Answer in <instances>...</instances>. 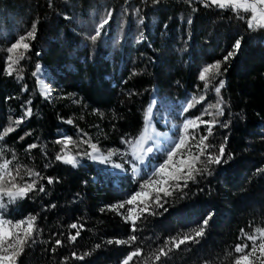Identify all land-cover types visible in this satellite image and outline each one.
<instances>
[{"label": "trees", "instance_id": "obj_1", "mask_svg": "<svg viewBox=\"0 0 264 264\" xmlns=\"http://www.w3.org/2000/svg\"><path fill=\"white\" fill-rule=\"evenodd\" d=\"M108 13L109 23L93 43L90 37ZM33 25L35 39L26 41L31 50H18L25 58L9 76L7 49ZM238 39L239 51L224 62ZM216 62L226 71L222 77H210L205 90L200 72ZM37 65L51 88L48 99L33 75ZM18 74L23 78L17 79ZM220 79L224 114L208 143L218 146L226 139L225 152L232 158L209 165L211 175H197L186 187L183 181L179 188L170 182L172 195L159 193V205L152 192L147 203L155 214H140L143 205L138 204L135 233L107 206L139 190L144 177L117 174L83 155L75 168L55 159L62 147L56 141L65 137L90 139L105 154L110 149L130 151L123 141L142 132L144 113L154 96L159 106L176 109L192 96H205L202 104L177 115L183 122L216 103L214 87ZM29 107L31 117L13 125L15 131L4 137L6 158L14 151L13 164L24 166L22 175L30 168L54 182L39 181L37 188L42 184L43 192L30 191L8 206L6 218L15 222L32 215L39 229L35 243L25 245L17 264H122L136 248L142 251L129 264H144L166 242L165 250L171 249L167 256L148 264H233L239 255L234 247L251 244L242 231L254 235L255 229L264 228V29L250 30L232 10L205 8L189 0H0V130ZM204 131L202 124L190 129V135ZM32 144L37 147L29 150ZM86 150L91 151L87 144L68 146L72 154ZM186 157L187 149H182L174 158L176 165ZM128 207L132 206L119 211L126 213ZM209 216L198 243L175 247L171 238L178 241ZM72 223L77 229L70 228ZM77 231L79 236L70 242ZM131 235L138 237L131 245L108 243ZM73 252L83 259L74 258Z\"/></svg>", "mask_w": 264, "mask_h": 264}, {"label": "snow or ice", "instance_id": "obj_2", "mask_svg": "<svg viewBox=\"0 0 264 264\" xmlns=\"http://www.w3.org/2000/svg\"><path fill=\"white\" fill-rule=\"evenodd\" d=\"M190 3L195 2L202 5L205 8L215 6L218 10H232L238 18L245 19L247 26L250 30L264 29V0H189ZM241 13H250V16L242 15ZM111 18V13H108L103 17L96 30L95 35H92L90 39L94 43L97 38L101 36L102 30L105 29V25L109 23ZM190 22V21H189ZM36 28L33 25L32 30L28 31L26 34L18 37L17 41L12 43L7 49L9 55L6 57V68L5 73L9 76L13 75L17 69L14 67L18 65L24 55H17L18 50L23 49L25 52L31 50L30 43L26 41L29 39H35ZM241 47V41L238 39L234 46L233 51H230L227 56L224 57V62H227L232 58L236 52L239 51ZM42 69L40 65L36 66L34 76H38ZM226 69L222 70V63L216 62L212 65L204 67L199 75V80L204 83L205 90L208 89L210 83V77L213 79L222 77ZM23 77L19 74L17 79H22ZM39 82L43 84V80L40 79ZM224 87V81L219 80V83L215 85L214 91L218 97L216 103L208 105L204 108L201 116L196 117H185L183 123L179 126L181 132L174 141L171 147L166 151L165 159L162 163L158 164L149 178L144 179L139 183V190L131 194L128 198L123 201L117 202L115 205L107 206L109 211L117 212L118 215H122L126 223L131 226V232L135 233L137 231V220L140 219V214L143 212H148L150 215L155 214L149 211L148 201L151 199L152 192L156 193L155 202L159 205L160 196L159 193L163 192L165 196L172 195V191L169 188L172 186L170 182L175 181V188L180 187V181L184 182V186H187L189 180L195 181L197 175H204L207 173L211 175V170L209 165H221L228 163L232 158L231 154H226L225 145L226 139L220 145L208 143L209 137L212 136V129L217 126L218 118L224 114L225 102L220 96L221 89ZM41 95L48 99L51 97V89L44 85L41 89ZM206 97L203 95L192 96L189 101L182 106V113H187L189 110L194 108L197 104H202ZM31 104V101L27 102ZM155 100H153L144 113V128L138 137L133 139H125L123 143L130 146V151L121 152L118 149H110L105 154L99 147L98 144L93 143L90 139H81L80 141H74L71 137H65L62 140H57L56 143L60 144L61 150L55 156L57 161L63 164L70 165L75 168L79 166L80 160L79 156H87L92 160H99L100 163H112V157L119 155L122 159L126 156H131L132 160H124L123 163H112V167L120 169L121 171H126L124 168L125 163L132 164L131 171L135 178L139 179L140 169L136 166L134 161L139 163H144L146 159V153H151L153 151L152 145H148L149 140H153V137L148 134L149 128L152 127L153 119V105ZM32 109L26 108L24 113L20 118L12 121L3 130H0V264H17L18 257L24 252L25 245L35 243V237L39 234V229L36 226V217L28 216L18 221H13L12 219L6 218V212L8 206L15 204L18 200L24 199L30 191L43 192L45 189L41 184L37 188L39 181L47 179L49 184L54 182L51 177H44L40 172L34 169L26 168L24 169V175L21 174V169L24 168L23 165L13 164L17 160L16 154L13 151L11 153V158H6V153L8 149L3 145L4 137L9 133L15 131V126L23 123L25 118L31 117ZM211 117L209 120H204L203 116ZM11 119V118H10ZM68 124H72V120L65 121ZM205 126L204 134L200 135H190V129H198L201 125ZM226 126V125H221ZM87 135L86 133L84 134ZM190 140L195 141L194 144L190 145ZM155 143V141H153ZM72 144L78 147L80 144H87L91 151H84L83 153L77 152L72 154L68 151V146ZM145 145H148L145 147ZM36 144L29 145V150L36 148ZM195 148L196 152L192 149ZM182 149H187V157L180 159L179 165H176L174 158L181 153ZM211 150V151H210ZM203 157V159H201ZM200 165L201 167H197ZM25 175L29 178L25 181ZM33 177L35 179H33ZM19 181V182H18ZM143 205V208L138 209L137 205ZM128 207L126 213H121L119 210ZM162 206V205H160ZM103 211V210H102ZM211 216L205 218L201 225L194 228L190 233L184 234L178 239L173 237L172 243L176 248H179L181 244L187 241L199 242L197 238L204 235L205 229L208 225V220ZM77 224L72 223L70 228L77 229ZM83 226L80 225V228ZM256 233H259V237L256 235H249L243 233L242 236L246 238V241H251V248L249 249V244L247 242L243 244H237L234 247V253L239 254L233 259V264H254L252 257H254L259 251L261 257H264V229H255ZM79 231L76 235L69 237L70 242H75L77 236H79ZM138 239L137 236L131 235L127 240H116L108 241V243H116L117 245L128 244L131 245ZM257 239H259V244H257ZM56 245H61V241L57 240ZM167 248V242L164 246H161L156 253L148 256L144 261V264H148L149 260L154 258L155 261H159L161 256H167V251H171ZM55 251V248L52 249ZM140 248H136L131 251L126 258L122 261V264H129V261L133 257L138 256L141 253ZM74 258L83 259V256H77L75 252L72 253ZM230 256L233 253H229Z\"/></svg>", "mask_w": 264, "mask_h": 264}, {"label": "rangeland", "instance_id": "obj_3", "mask_svg": "<svg viewBox=\"0 0 264 264\" xmlns=\"http://www.w3.org/2000/svg\"><path fill=\"white\" fill-rule=\"evenodd\" d=\"M37 78L39 80H43V70L39 74V77L37 76ZM39 85L40 90L44 85H47L50 88V86L44 80L43 84L39 82ZM153 100H155V104L153 105L152 129L148 132V134L153 137V140L148 141V145H152L153 151L151 153H146V159L144 163L141 164L138 161L133 162L140 169L139 178L144 177L145 179L149 178L154 168L158 164L162 163L161 157L162 160L165 159L166 151L171 147L172 143L176 141L177 137L180 135L181 130L179 126L183 123L179 122V119L181 118L177 116L182 114V107L176 109L174 105L159 106V100L155 96L152 98L151 102ZM153 141H155V143ZM148 145H145V147H147ZM116 158H118V160H116ZM124 160L131 161L132 157L130 155L124 157L123 159L119 155L112 157V163H123ZM94 161L96 163H100L99 160ZM112 163L101 164L111 167V169L117 174H131L133 176L131 171L132 164L125 163L124 168L126 169V171H121L120 169L112 167ZM81 164L82 162L80 161L79 165ZM254 235L259 237L260 234L255 232ZM259 242V239H257V244H259ZM250 248L251 244L249 246V249H246V251L250 250ZM251 259H253L254 264H264V257H261L259 251H257L256 255Z\"/></svg>", "mask_w": 264, "mask_h": 264}, {"label": "bare ground", "instance_id": "obj_4", "mask_svg": "<svg viewBox=\"0 0 264 264\" xmlns=\"http://www.w3.org/2000/svg\"><path fill=\"white\" fill-rule=\"evenodd\" d=\"M152 129V127L149 128V131Z\"/></svg>", "mask_w": 264, "mask_h": 264}]
</instances>
